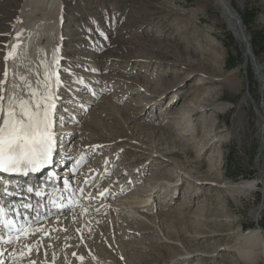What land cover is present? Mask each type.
Returning <instances> with one entry per match:
<instances>
[{
  "label": "rangeland",
  "instance_id": "obj_1",
  "mask_svg": "<svg viewBox=\"0 0 264 264\" xmlns=\"http://www.w3.org/2000/svg\"><path fill=\"white\" fill-rule=\"evenodd\" d=\"M228 1L242 22L248 20L244 27L250 52L264 63V0ZM23 2L0 0V77L3 45ZM62 6L57 98L65 104L62 114L69 109L66 123L74 121L65 129L73 133L75 146L70 150L84 147L80 150L88 152L90 164L115 155L110 177L118 176L126 164L130 169L149 165L135 187L139 193L146 190L142 196L151 202L155 198L150 211L142 212L146 230L140 231L138 223H133L137 232L129 227L137 235L132 243L119 225L117 231L105 226L98 230L101 238L97 233L92 241L84 239L85 244L94 251L104 248V258L116 256L113 260L121 264H242L223 249L233 241L239 223L242 230L256 225L247 213L254 207L262 209L259 227L264 230V195L261 190L252 193L242 200L244 211H238L218 184L221 179L259 177L264 150L257 114L264 81L257 79L250 61L247 67L241 65L245 48L227 31L215 0H62ZM214 60H219L216 66ZM229 71L238 72L236 91L217 76ZM0 95L5 96L2 87ZM238 124L243 134L234 128ZM58 125L64 128L65 123ZM225 129L230 135L219 143L217 135ZM206 139L212 144L206 146ZM156 161L165 166L153 164ZM194 163L212 171L211 176L204 171L193 174ZM158 181L172 182L165 186L168 191L161 188L152 196ZM135 187L125 193L131 196ZM152 214L159 217L152 220ZM119 241L130 243L121 245L124 262L118 258ZM60 249L45 252L58 255Z\"/></svg>",
  "mask_w": 264,
  "mask_h": 264
},
{
  "label": "bare ground",
  "instance_id": "obj_2",
  "mask_svg": "<svg viewBox=\"0 0 264 264\" xmlns=\"http://www.w3.org/2000/svg\"><path fill=\"white\" fill-rule=\"evenodd\" d=\"M38 1L39 2L24 0L17 19H15V21L12 20L14 28L9 32L8 43L3 45L2 60L5 66L2 71L3 74H1L0 77V87L4 88L5 91L3 103L6 108L9 98L12 96L23 100L36 99V97H30L29 93L32 91L44 93L45 84L47 82L51 94L55 97V109H58L61 113V109H63L65 104L61 99H58L57 96L59 95L58 92L61 87L60 73L62 71L61 66L63 59L61 58L63 55L61 52L63 43L61 42L62 39L60 35V26L63 17L62 0ZM215 3L216 9H219L221 17L226 24L227 31L230 32L236 41L243 44L245 48L246 54L243 55V62L241 65L247 67L250 61V66L253 67L257 79L259 81H264V63L260 62L258 58L252 54L253 52H250V42L246 35L241 17L228 0H215ZM9 53H13V55L9 56ZM214 61L215 63L211 64L216 66V61L219 60ZM5 73L7 74L6 76ZM237 73L236 71L222 72L217 76L219 80L225 84L227 89L236 91L237 85L241 83ZM57 77L60 81L59 86L56 84ZM29 85H31V87H29ZM207 105L210 106L211 104ZM261 105L262 109H258L257 115L260 144L261 148H263L261 149L262 151L264 150V112L262 111L264 110V100ZM200 113H202V111H198V114ZM239 118L241 119V117ZM2 119L3 117L0 116V122H2ZM55 121H59V118H55ZM68 124L69 123L65 122L64 128H62L63 124L58 125L59 127L56 125L55 131L57 134L55 133V135L61 136V138L65 137L68 133L65 131V129L68 128V126H66ZM59 128L61 131H57ZM234 128H237L239 133L243 132V129L240 128V124L235 125ZM220 132L218 133L219 135H217L218 142H226V139L230 135L229 129ZM235 132L238 131L235 129ZM209 142L212 144V140H204L206 146L210 144ZM76 147L78 148V154L80 153V149H84V147L79 145ZM100 147L101 145L92 146L90 150L92 151V149L96 148L97 151ZM262 157L264 158V156ZM67 158L68 156L65 155L64 159ZM113 158H99L98 161L95 160L97 164H90L85 161H88L89 155L88 152L84 150L77 164L76 159L73 160L70 165L64 163L66 165V172H64L62 176L66 177H62V181L67 180L70 187L62 186L56 193L64 194L63 190L66 191L68 196L74 201V204L70 207H65V209L57 215L45 219L35 226L32 231L19 235L18 239L14 237L11 243H6L5 239L0 236V253H3V255H0V261H2L3 264H121V262L119 263L113 260L116 256H111L112 259L109 256L104 258L102 255L103 253L106 254L104 248L96 247L95 251L89 248L87 246L89 243L86 245L84 239L92 241L97 233L99 237H102V235H100L101 232H98V230H101L105 226H107L109 230H112L122 225L123 228L119 231H122L128 239L129 236H131L129 241L132 243L131 239L133 236L136 237L137 235L135 236L134 233L129 232V227L131 226L133 228V232H137V228H135L137 226H134L133 223H138L143 227L138 228L140 231L146 230L144 229L145 217H143L145 215L142 212L150 211V208L155 205L153 204L155 198L151 202L149 197L142 196V192L146 190H142V192L139 193L135 187V185L139 183V181L137 182V180H139L138 178L145 169H148L147 167L149 165L143 167L135 166L130 169V164H126V166L119 167L121 169H118V176L113 175L110 177L109 165ZM263 158H261V163L258 161V170L260 172L257 179H243L236 182H225L223 179L219 181V188L224 190L227 198L232 201L238 211L243 210L242 200L252 193L261 190L260 192L264 195ZM160 163L162 164V162L156 161L153 164L161 165ZM75 164L76 166H74ZM194 164L195 169L193 170V174H196L197 171H204L206 177L209 178V176H211L212 171L206 168L202 169L203 165L201 163ZM79 166L81 167L79 168ZM163 166H165V163ZM54 167L58 168L60 165L57 164ZM124 176L126 177L125 179ZM122 178L123 181H119ZM129 178L132 180L127 183L125 182L126 184L124 185L122 182ZM208 178H205V180H208ZM146 181V184H151L150 180ZM171 182H155L151 190L150 188L148 189L146 184L145 186L148 191H151L152 196L156 195L157 197V193L161 188L168 191L166 185H171ZM21 183L22 182L19 180H14L11 181V186L13 187ZM129 184H131L130 187L127 186ZM132 187L135 188L131 190L130 196V194L125 193V190ZM22 195L27 196L26 194ZM27 197L31 196L28 195ZM261 211L262 209L258 211L256 207H254L247 212L250 218H255L253 223L256 225L252 228L242 230V223H239L234 230L233 241H231L227 247L224 246L225 248L223 250H231L242 264H264V230L259 227V215ZM109 213L113 216L108 217V215H110ZM152 216H154L152 220H155L156 217H159V214H152ZM114 230L117 231V229ZM107 233L103 234L107 235ZM98 236L97 239L99 240ZM82 241L84 244H82ZM119 242H117V244L119 243L117 252L119 255L118 258L120 259L123 256L121 245L127 243L124 244L122 241ZM129 244H127V246ZM59 245L62 246V249L58 251V255L49 254V256L45 252L46 250L49 252ZM121 261L124 262V257L121 258Z\"/></svg>",
  "mask_w": 264,
  "mask_h": 264
},
{
  "label": "snow or ice",
  "instance_id": "obj_3",
  "mask_svg": "<svg viewBox=\"0 0 264 264\" xmlns=\"http://www.w3.org/2000/svg\"><path fill=\"white\" fill-rule=\"evenodd\" d=\"M12 55L13 53H9V56ZM56 84H60L58 77ZM29 95L36 99L23 100L12 96L6 108L3 96L0 95V116L3 117L0 122V173L28 175L52 162L57 123L54 119L55 97L51 94L47 82L44 93L32 91ZM28 191L31 192L32 189L29 188ZM4 217L5 210L0 207V218ZM3 222L10 232L15 230L17 239L27 227H15L14 222L8 219ZM11 242V238L6 241ZM0 264L3 262L0 261Z\"/></svg>",
  "mask_w": 264,
  "mask_h": 264
},
{
  "label": "trees",
  "instance_id": "obj_4",
  "mask_svg": "<svg viewBox=\"0 0 264 264\" xmlns=\"http://www.w3.org/2000/svg\"><path fill=\"white\" fill-rule=\"evenodd\" d=\"M241 19H242V18H241ZM247 22H248V20H244V21H243V23H244L245 25L247 24Z\"/></svg>",
  "mask_w": 264,
  "mask_h": 264
},
{
  "label": "water",
  "instance_id": "obj_5",
  "mask_svg": "<svg viewBox=\"0 0 264 264\" xmlns=\"http://www.w3.org/2000/svg\"><path fill=\"white\" fill-rule=\"evenodd\" d=\"M243 25H244V23H243ZM244 26H245V25H244ZM246 35H247V34H246ZM247 36H248V35H247ZM248 39H249V38H248ZM250 46H251V44H250ZM262 202H263V201H262ZM262 202H261V205H262ZM261 205H260V206H261Z\"/></svg>",
  "mask_w": 264,
  "mask_h": 264
}]
</instances>
